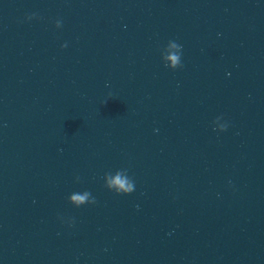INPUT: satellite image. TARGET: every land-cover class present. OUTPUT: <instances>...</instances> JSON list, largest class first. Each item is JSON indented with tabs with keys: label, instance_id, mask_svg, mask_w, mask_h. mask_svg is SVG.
<instances>
[{
	"label": "water",
	"instance_id": "water-1",
	"mask_svg": "<svg viewBox=\"0 0 264 264\" xmlns=\"http://www.w3.org/2000/svg\"><path fill=\"white\" fill-rule=\"evenodd\" d=\"M0 264H264V0H0Z\"/></svg>",
	"mask_w": 264,
	"mask_h": 264
}]
</instances>
